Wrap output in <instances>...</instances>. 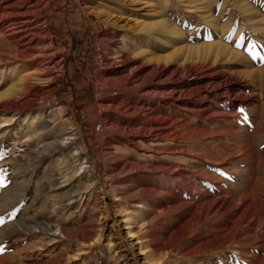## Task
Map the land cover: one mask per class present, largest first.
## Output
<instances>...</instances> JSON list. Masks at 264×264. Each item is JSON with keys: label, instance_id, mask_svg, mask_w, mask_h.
<instances>
[{"label": "rangeland", "instance_id": "1", "mask_svg": "<svg viewBox=\"0 0 264 264\" xmlns=\"http://www.w3.org/2000/svg\"><path fill=\"white\" fill-rule=\"evenodd\" d=\"M150 1L161 18L136 17L179 32L169 67L204 66L185 83L150 76L172 48L100 21L117 0H0V264H264V0ZM219 71L236 87L195 96Z\"/></svg>", "mask_w": 264, "mask_h": 264}, {"label": "bare ground", "instance_id": "2", "mask_svg": "<svg viewBox=\"0 0 264 264\" xmlns=\"http://www.w3.org/2000/svg\"><path fill=\"white\" fill-rule=\"evenodd\" d=\"M19 6H21V7H19ZM194 8H196V7H194ZM8 9H9V7H8ZM114 9L117 10L118 13H116V11H112V10L111 11H108V10L106 11V10L100 9V10H98L96 12V15L99 17L100 21L103 24H105V25H109V26H113V27H117V28H122L124 26H128L137 35L143 34V33L150 35L152 37V39L155 40L154 41V47H157L158 46V43H160V45H163V47H164V48L162 47L163 50L164 49H167V48H172L173 49V50L170 49V53L167 56H165V57H159V58L154 59V67L152 68V70L150 72V76L152 78L154 76L155 77L156 76L158 77V74L159 73H162L163 71L166 70V71L169 72V74H168L169 77H171L172 75L173 76H177V79H176L177 81H180L181 83H185V80H186L187 77L190 76V73H192V74H200V72L203 71L204 66H202V64L199 61H194L193 63H190V62H188L189 59H186V58H179V59H177L176 62L174 63V67L173 68L169 67L170 65H168L169 63L167 62V60L170 58V56H172V55L180 52L182 48H176V47L174 48V47H171V45L169 44V42L167 40H165V39L167 37H169L170 35L171 36H174V37H179V32L176 29H174L170 24L165 25V22L164 21H159V23H156L154 25H151V24H148L146 20H141V18L136 17L137 15L138 16H142V15L147 16L148 15L149 16V15H152V14L160 17L161 16V15H159L160 11L157 10V7H155V4H154L153 1H150V0H117V5L114 6ZM200 10L201 9H199L198 11L200 12ZM6 11H5V13H6ZM39 12H40V8L37 5L36 6V10H34V13L36 15H38ZM29 14H30L29 8H26V7L22 6V5L17 4L12 9V12L10 13V15L8 17V21L7 22H9V25L11 26V28L13 27L16 30L17 29L18 30H21V29L25 28L24 30L26 31V28L30 25L29 20H28ZM122 14L123 15H131L133 18L132 19H126V17L123 16ZM29 29H31V28H29ZM36 31H38V33L41 34L43 32V29L42 28L41 29L36 28ZM18 32H21V31H18ZM28 35H29V33L26 36H28ZM26 36L23 35V32H22V34L20 33V34H18L16 36L17 41H19V43L22 42V41H26L25 42V45L28 46L26 52H30V51L34 50V48L37 47V46H39V44L41 42L43 43L41 37H38V34L36 36H34V35L31 36L32 38H29V39ZM16 44H18V43L16 42ZM18 45H20V44H18ZM23 45H24V43H23ZM216 45L218 47L221 46L220 44H216ZM132 47H133L132 45L130 47H128L127 51H129V53H138V54H136L138 56L139 55L145 56V55H153L154 54V53H151L150 52V49L147 46H140V45H136L135 46L134 45V47L133 48ZM24 50H26V49L24 48ZM124 50H126V48L125 49H122L121 51L123 52ZM18 52H21V51H18ZM127 54H128L127 52L126 53L123 52V54H118L117 56H115V58H119V59L122 58V57L123 58H126L125 56ZM234 56H235V54H234ZM148 61H149V59H148ZM160 62H162V63H160ZM214 73H215L214 75H209V77L210 76H213V78H211V81L208 80L209 82L207 81V83L201 85V87H199L200 88L199 89V92H197L195 94V96L199 97L200 95H202V94L204 95L206 93L208 94L209 92L212 93V94H215V95H221L220 93H216V92H219V91H223V93H224V91L230 92V90L231 89H234L236 87V85L238 84L237 80L231 79L229 77V75H227V76L223 75L224 73H222L221 71H219L217 73L214 72ZM227 74H229V73H227ZM234 74H236L241 81H243V80L245 81V76L246 75L244 76L242 73H234ZM135 76L136 75L130 73V75H128V76L124 77L123 79H121L122 91H124L126 85L129 84L128 83L129 82V79L130 78L132 79V77L134 78ZM241 77L244 78V79L242 80ZM22 78L23 79L26 78V75L25 76H21V79ZM141 80H142V82L139 84L137 90H136V88L134 89L132 87H129V88L125 89V91H127L130 94H137L139 99L142 98V97H145L141 93H143V91H146V89L148 88L149 83L152 81V79L151 80L149 79L150 80L149 82H146L143 79H141ZM208 85L211 86V89L212 90L209 91V89H207V86ZM156 86H159V85H156ZM159 87H160V89H165L166 88L165 85H160ZM238 91L239 90L235 91L237 93V95H238ZM172 93H174V92L171 91L169 93V95L171 96ZM158 94H159V91H157V93L155 92V97L158 96ZM190 96H193V95L191 94ZM247 99L248 98L246 96H244L242 98V100H244V101L247 100ZM142 101H144V100H142ZM175 103L178 106H181V107H184L185 106V103L183 102L182 99L175 100ZM131 111H132L133 114H137V116L143 114L141 107H139V108H133ZM158 113H160V112H158ZM158 113L154 112L155 119L156 118L157 119L159 118ZM43 114H45V113H43ZM48 115H49L48 118H50L51 115H52V112L49 111L48 114H47V116ZM209 116H211V115H209ZM213 116H214V114H213ZM150 128H151V130L153 129L152 126H150ZM68 130L70 131L71 128H69ZM118 130L122 131V129H120V128ZM66 134H68V133H66ZM135 134L136 133H131V135H129L128 137H126V139L129 140L130 142H133L135 140V139H133V137L134 136H138V135H135ZM143 137L144 136L139 135L137 138L141 140V139H143ZM155 137H156V135H155ZM63 140H64V142H63ZM71 140H72L71 137H65L64 139L59 138V141H57V139L55 141H51L49 144H47L46 146H44L43 149H45L47 146H49L50 144H53L55 142H60L64 146H66L65 145L66 143H68V145H70V144H72L71 143ZM84 168L85 167L81 163L80 166H79V169L82 170ZM125 225L127 226L128 225V222L125 223ZM127 233L130 234V231H128Z\"/></svg>", "mask_w": 264, "mask_h": 264}, {"label": "snow or ice", "instance_id": "3", "mask_svg": "<svg viewBox=\"0 0 264 264\" xmlns=\"http://www.w3.org/2000/svg\"><path fill=\"white\" fill-rule=\"evenodd\" d=\"M252 47L254 48L255 46H252ZM251 55H253V57L255 58L258 54L255 52H252ZM261 59H264V57H261ZM0 186H2V182H0ZM11 215H14V213H12ZM3 223H4V220L2 217H0V224H3Z\"/></svg>", "mask_w": 264, "mask_h": 264}]
</instances>
